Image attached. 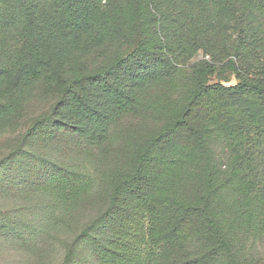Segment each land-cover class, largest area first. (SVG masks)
<instances>
[{
	"label": "trees",
	"instance_id": "obj_1",
	"mask_svg": "<svg viewBox=\"0 0 264 264\" xmlns=\"http://www.w3.org/2000/svg\"><path fill=\"white\" fill-rule=\"evenodd\" d=\"M43 75L59 96L26 135L68 106L92 168L63 179L48 228L140 199L168 213L176 264L264 259V0H0V127Z\"/></svg>",
	"mask_w": 264,
	"mask_h": 264
},
{
	"label": "rangeland",
	"instance_id": "obj_2",
	"mask_svg": "<svg viewBox=\"0 0 264 264\" xmlns=\"http://www.w3.org/2000/svg\"><path fill=\"white\" fill-rule=\"evenodd\" d=\"M73 49L79 59L90 58L81 42ZM182 58L189 65L209 56L198 50L192 57ZM226 77L213 82H236L231 74ZM58 96L53 78L43 75L17 118L0 127V264H63L69 249L72 254L65 264H176L168 213L154 203L137 199L105 214L106 204L97 207L89 202L82 206L79 220L57 228L46 226L47 218H55L52 214L58 215L62 208L55 201L63 179L76 184L80 175L92 171L81 150L87 146L84 133L82 141L75 140L68 106L49 118L52 126L34 136L26 135L34 122L52 111ZM261 103L259 99L254 108ZM101 214L104 219L97 223ZM88 226L91 234L81 236ZM195 229L196 222H188L180 237L186 239ZM258 264H264V259Z\"/></svg>",
	"mask_w": 264,
	"mask_h": 264
}]
</instances>
